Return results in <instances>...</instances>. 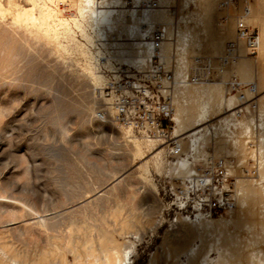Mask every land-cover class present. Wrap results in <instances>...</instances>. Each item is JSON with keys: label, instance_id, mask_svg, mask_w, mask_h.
Instances as JSON below:
<instances>
[{"label": "rangeland", "instance_id": "1", "mask_svg": "<svg viewBox=\"0 0 264 264\" xmlns=\"http://www.w3.org/2000/svg\"><path fill=\"white\" fill-rule=\"evenodd\" d=\"M14 1L20 7L32 6L30 0ZM0 2L9 12L16 11L9 0ZM77 11L75 6L63 15L70 19ZM9 12L0 15V258L6 257L2 249L6 244L26 256L27 264L34 263L38 251L49 249L56 262L65 257L74 264L76 247L85 254L90 246L101 256L104 249L118 244L121 251L130 250V264H152L156 258L158 264H185L184 256L180 261L168 256V240L181 237L179 231L190 226L179 214L191 216L195 211H180L173 205L183 180L172 178L166 162L167 171L161 172L153 163L159 148H164L165 161H173L168 144H148L132 132L143 147L142 156L136 158L124 142L128 128L113 119L85 57L63 37L55 42L42 39L35 26L15 23L14 12ZM217 13L216 20L221 22L220 7ZM76 37L84 42L79 34ZM229 41H224L223 51ZM205 48L197 56L204 63L211 57ZM221 54L212 62L219 63ZM259 56L260 51L257 58H249L255 61ZM197 57L190 70L202 74ZM212 74L214 81L221 80ZM226 88L228 95L238 92L228 81ZM260 97L264 87L251 102L260 105ZM100 112L107 117L100 118ZM253 115L260 118L259 111ZM252 131L251 138L241 135L248 140L247 153L228 157L233 171L237 170L231 173L233 191L245 169L264 184L261 130L254 126ZM207 150L213 155L212 147ZM230 213L223 210L212 217L229 218ZM7 260L15 264L10 253Z\"/></svg>", "mask_w": 264, "mask_h": 264}, {"label": "bare ground", "instance_id": "2", "mask_svg": "<svg viewBox=\"0 0 264 264\" xmlns=\"http://www.w3.org/2000/svg\"><path fill=\"white\" fill-rule=\"evenodd\" d=\"M30 1L32 6L24 8L17 5L14 0H9L10 5L16 9L15 12L10 10L14 13L5 9L0 2V15L9 12L15 23L21 26L32 24L44 40L55 42L60 37L65 38L74 50L85 57L90 77L94 84L102 89L107 84L106 77L97 71L98 67L89 47L77 39L78 32L89 41L87 27L95 25L126 36L128 40H134L132 44L127 45L126 52L133 61L143 64L153 53L148 37L152 35L154 25L161 23L165 27L168 40L163 44L159 54L166 67L176 66V91L173 98L175 111L177 109V112H174L175 126L171 139L167 141L162 138L140 137L148 144L155 142H159L160 146L168 144V154L173 161H165L162 153L164 148H159L154 155L153 163L156 170L161 172L166 162L172 178L175 176L182 178V185L174 190L176 195L179 189L190 192V185L200 190L205 183L212 182L211 175L198 173V166H202L204 170L209 168L211 158L224 160L227 176L237 172L236 169L233 171L228 157L246 152L245 145L248 140L241 139V135H249L251 138L254 126L261 130L260 141L264 144V97H260V105L251 102L256 92L264 87V74L261 72L260 62L264 55L263 0L251 3V13L247 18L250 25L258 27L261 31L260 56L255 61L253 59L258 56H249L244 42H240L238 57L229 61L223 60L227 54V44L236 38V26L232 19L227 22L216 20L217 8L223 0L220 4V0H179L175 16L164 11H139L126 16L116 15L112 8L99 10L95 4L96 0H74L78 11L70 19L64 17L62 10L56 5V0ZM51 2L53 7L50 6ZM36 10H39V15L36 14ZM74 27L77 29L76 35ZM228 39L231 41L226 44L223 51V43ZM203 47H206L211 55L205 60L206 67H199L203 79L196 83L182 84L185 73L192 71L190 65L194 57L200 54ZM219 54L220 62L213 63V57ZM212 72L221 80L214 81ZM227 81L238 91L236 94H227ZM247 85L249 87L244 88ZM244 104L247 105L242 106ZM240 106L242 107L239 108ZM236 108L239 109L235 110ZM108 109L114 117L115 111L109 107ZM234 110L236 112H233ZM257 111L260 112V118L255 119L253 113ZM226 113L229 114L217 123L204 125ZM132 132H134L132 129H126L124 142L129 145L136 158L141 157L142 142ZM170 140L172 142L169 144ZM207 147L213 148V155ZM147 167L146 164L144 168L147 170ZM165 169L167 171V168ZM247 173V169L242 171L243 178L238 180L237 191L232 190V198L237 208L231 209L229 218H214L205 214L197 205L193 209L195 211L193 215L179 214L181 221L190 226H184V231H179L181 237L174 236L168 240L169 257L180 261L184 256L185 264H264V236H261L264 232V184L257 182V179L251 178V174ZM260 176L263 180L261 172ZM201 178L203 182H200ZM225 190H230L227 183L219 192ZM85 248L91 250L84 254L77 247L74 249V264H130L128 262L130 250L121 251L118 244L104 249L101 256L92 247ZM2 249L6 257L0 258V264H10L7 260L8 253L15 264H27L26 256L10 250L6 244ZM158 262L156 258L152 264ZM33 264L69 263L65 257L56 262L55 253L49 249L38 251Z\"/></svg>", "mask_w": 264, "mask_h": 264}, {"label": "built area", "instance_id": "3", "mask_svg": "<svg viewBox=\"0 0 264 264\" xmlns=\"http://www.w3.org/2000/svg\"><path fill=\"white\" fill-rule=\"evenodd\" d=\"M179 0H96L99 10L112 8L115 14L128 15L139 11H164L175 16ZM57 7L63 13L73 11L74 0H56ZM235 9V10H234ZM221 22L234 19L236 38L227 44V54L223 58L229 61L239 56L240 42L251 57L259 55L260 33L247 22L251 13V0H223L220 4ZM90 40L83 39L93 54L99 70L107 77V84L100 89L107 100V106L115 111L113 119L132 129L144 138H162L169 140L174 130V95L176 76L174 69L163 64L159 54L168 40V33L161 23H156L152 35L148 37L153 53L145 63L133 61L126 52L127 45L134 40L110 32L105 27L88 26ZM196 65L204 67V59L197 58ZM188 71V70H187ZM203 79L200 73L186 72L182 84L196 83ZM99 117L105 119V112ZM172 141H168L170 144ZM178 151V149H177ZM211 152V151H210ZM209 168L198 166V173L211 175L212 182L205 183L201 189L190 185V192L179 189L174 195L173 205L180 211H193L195 206L207 215L213 216L223 210L235 208L232 177L227 176L223 159L211 158ZM200 182H203L202 178ZM227 183L230 190L219 192ZM235 183V182H234ZM203 188V189H202ZM196 192V193H195Z\"/></svg>", "mask_w": 264, "mask_h": 264}, {"label": "crops", "instance_id": "4", "mask_svg": "<svg viewBox=\"0 0 264 264\" xmlns=\"http://www.w3.org/2000/svg\"><path fill=\"white\" fill-rule=\"evenodd\" d=\"M262 18H263V19H262V21H263L262 24H264V14H263V17H262ZM261 70H262V72L264 73V55H263L262 62H261Z\"/></svg>", "mask_w": 264, "mask_h": 264}]
</instances>
